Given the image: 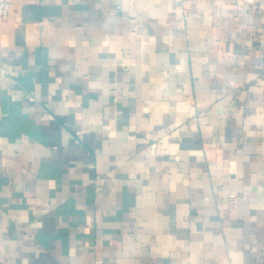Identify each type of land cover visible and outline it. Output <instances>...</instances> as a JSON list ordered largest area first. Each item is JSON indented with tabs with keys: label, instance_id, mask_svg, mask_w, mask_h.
<instances>
[{
	"label": "crops",
	"instance_id": "obj_1",
	"mask_svg": "<svg viewBox=\"0 0 264 264\" xmlns=\"http://www.w3.org/2000/svg\"><path fill=\"white\" fill-rule=\"evenodd\" d=\"M8 1L0 264H264V0Z\"/></svg>",
	"mask_w": 264,
	"mask_h": 264
},
{
	"label": "built area",
	"instance_id": "obj_2",
	"mask_svg": "<svg viewBox=\"0 0 264 264\" xmlns=\"http://www.w3.org/2000/svg\"><path fill=\"white\" fill-rule=\"evenodd\" d=\"M9 14V1L0 0V18L6 17ZM234 197V195H232Z\"/></svg>",
	"mask_w": 264,
	"mask_h": 264
}]
</instances>
